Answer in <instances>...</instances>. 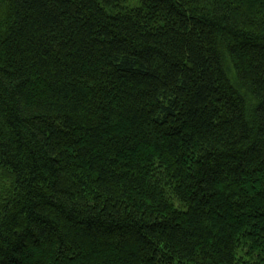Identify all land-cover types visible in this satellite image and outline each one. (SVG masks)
<instances>
[{
  "label": "trees",
  "instance_id": "1",
  "mask_svg": "<svg viewBox=\"0 0 264 264\" xmlns=\"http://www.w3.org/2000/svg\"><path fill=\"white\" fill-rule=\"evenodd\" d=\"M0 264H264V0H0Z\"/></svg>",
  "mask_w": 264,
  "mask_h": 264
}]
</instances>
